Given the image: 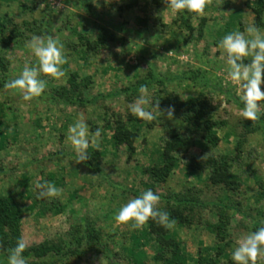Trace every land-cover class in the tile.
<instances>
[{
	"label": "rangeland",
	"instance_id": "374dc122",
	"mask_svg": "<svg viewBox=\"0 0 264 264\" xmlns=\"http://www.w3.org/2000/svg\"><path fill=\"white\" fill-rule=\"evenodd\" d=\"M255 2L212 0L204 16L190 15L194 30L189 31L164 0H0V196L12 197L20 208L26 248L71 243L91 229L109 247L114 264H164L157 259L162 248L148 222L132 229L114 219L130 199L151 189L170 219L176 220L174 210L179 209L190 221L176 220L167 235L180 245L184 262L232 261L239 235L264 226V102L258 121L243 119L244 105L238 87L226 78V54L219 43L255 25ZM45 34L63 44L66 75L54 80L41 74L47 81L44 93L24 101L18 90L4 85L18 78L25 65H37L25 45L32 35ZM73 79L80 85L76 91ZM141 85L148 86L149 109L169 96L193 97L208 106L218 123L213 129L218 145L208 143L204 123L193 134L196 145L187 154L175 155L178 165L164 183L148 170L164 165L171 131L188 136L193 127L176 111L172 120L155 112L152 121L132 115L127 105L135 101ZM65 89L69 98L91 103H64L60 96ZM81 114L90 133L101 130L99 148L87 150L89 156L98 153L99 171L77 163L67 140L69 126ZM118 120L138 133L131 156L127 146L114 142ZM195 157L204 165L202 171L187 168ZM209 157L227 164L237 182L234 189L212 184ZM46 181L62 190L60 196L38 198L36 185ZM177 196L194 197L201 204L184 208L173 200ZM220 214L226 223L222 238L214 229ZM53 264L110 262L100 252L86 251ZM257 264H264V257Z\"/></svg>",
	"mask_w": 264,
	"mask_h": 264
},
{
	"label": "clouds",
	"instance_id": "9594fccd",
	"mask_svg": "<svg viewBox=\"0 0 264 264\" xmlns=\"http://www.w3.org/2000/svg\"><path fill=\"white\" fill-rule=\"evenodd\" d=\"M164 3L167 9H171L174 13L187 11L202 17L205 15V8L211 5L212 0H164ZM25 46L37 58V65L32 67L25 65L20 76L6 82L4 87L18 90L24 101H31L40 97L46 89L47 81L39 78L41 74L60 80L66 75L62 66L67 63V59L63 44L54 35H32ZM219 47L226 54L228 65L226 78L238 87V94L244 105L240 115L246 121H258L261 102H264V91L261 90V85L264 83V32L255 25H249L245 31L237 30L226 35L220 41ZM172 53L170 51L167 55ZM248 57H251V60L245 63L244 60ZM108 59L111 60V57L109 56ZM138 92L139 95L135 101L127 105L132 115L145 121L154 120L156 118L154 112L160 116L166 115L169 120L174 118L173 106L160 109L159 101H157L151 109L146 107L151 103L147 85H141ZM100 137V128H97L94 133L89 132L83 114L69 126L67 140L71 142L75 150L77 163L89 159L87 150L90 146L99 148ZM207 155L205 154L204 157ZM36 188L39 189L38 198L41 199L58 197L62 191L47 181L37 183ZM159 201L160 197L151 189L146 190L139 197L132 198L123 205L114 219L118 224L130 225L132 229H141L150 219L166 229L174 228L176 220L170 219L169 213L158 207ZM261 223L264 224V221ZM236 245L232 253V261L235 264H257L258 258L264 257V226L255 231L240 234ZM26 247L25 240L20 238L16 246L8 250L7 264H28L23 256Z\"/></svg>",
	"mask_w": 264,
	"mask_h": 264
},
{
	"label": "trees",
	"instance_id": "16d2710c",
	"mask_svg": "<svg viewBox=\"0 0 264 264\" xmlns=\"http://www.w3.org/2000/svg\"><path fill=\"white\" fill-rule=\"evenodd\" d=\"M161 0H155V4H159ZM252 11L256 16L255 26L264 29V0H256L252 7ZM191 14L187 11L179 12L182 21L189 31H193L194 28L191 25ZM189 15V16H187ZM203 27V26H202ZM4 29L0 22V30ZM201 30V29H200ZM202 34V31H201ZM12 38L10 37L9 40ZM75 78V77H74ZM73 79L71 87L76 91L80 88V85H76ZM69 92L67 89L63 91L60 99L66 104L72 105H86L90 104L91 101H86L83 97L71 99L68 96ZM161 109H166L169 106H173L176 112L182 115L183 121L187 125L192 126L191 135L182 136L177 131H171L170 139L165 143L163 150V162L162 167H153L148 170V173L160 183H164L170 177L171 173L177 167L178 161L175 155L187 154L191 148L196 145V141L193 139L195 134L205 123V129L208 132V143L213 146H217L219 139L213 135V129L218 125L213 121V115L210 109L205 103L199 100L189 97L187 100H182L179 96L166 97L159 102ZM261 119L260 122H263ZM249 128V127H247ZM250 130V129H249ZM138 138V133L132 131L127 125L118 120L114 129L113 139L117 146H127L130 156L136 152L135 142ZM98 153H94L89 156V159L83 162L90 168H94L99 171V165H95ZM206 163L213 167V171L210 176V180L214 185H224L230 189H234L237 182L235 177L232 176L230 169L227 164L221 163L216 159L209 157ZM190 170L202 171L204 165L199 163L198 158H192L186 164ZM177 205L184 206V208H193L194 205H199L198 199L194 197H174L173 199ZM227 207V206H225ZM225 207H222L223 209ZM20 216L21 210L15 203L12 197H1L0 196V264H7L8 250L14 248L17 241L22 238L20 229ZM173 217L181 222L190 223L189 219L179 210H174ZM219 224L214 226L215 232L218 237L222 238L225 232V217L223 214L219 215ZM149 230L151 234L158 238V243L162 248V252L158 255V260L164 264H187L183 261L181 255L180 245L171 238H168L169 229L164 228L158 224L155 220L150 219L148 221ZM259 225V224H258ZM261 225V224H260ZM4 250V253L2 251ZM86 251H97L102 253L110 264H114L112 261V254L108 246L104 245L96 231L86 229L82 237H79L76 241L71 243H63L59 245H51L47 242L40 244L35 247L26 248L23 256L26 259H33L28 264H53L56 260H61L66 257H81ZM170 256H165V254ZM220 254V253H219ZM200 264H217L215 261L201 260ZM225 264H235L230 261Z\"/></svg>",
	"mask_w": 264,
	"mask_h": 264
}]
</instances>
